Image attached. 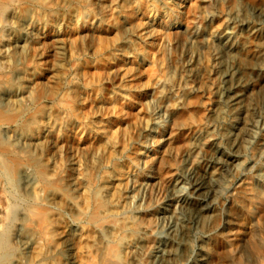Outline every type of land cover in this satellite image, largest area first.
Wrapping results in <instances>:
<instances>
[{
    "label": "bare ground",
    "instance_id": "6f19581e",
    "mask_svg": "<svg viewBox=\"0 0 264 264\" xmlns=\"http://www.w3.org/2000/svg\"><path fill=\"white\" fill-rule=\"evenodd\" d=\"M187 1L167 0L169 13L160 22L154 21L177 28L178 13ZM38 3L0 0V64L5 56L20 59L25 49L33 50V58L41 63L35 64L37 71L43 70L40 65L45 58H52V65L64 61L61 37L70 18H57L47 25L41 20L42 12H57L41 10ZM92 6L95 22L87 27L89 33L104 18L102 0H93ZM200 6L232 10V17L239 18L221 24L220 30L210 24L225 17L202 20L200 32L185 34L186 50L180 63L195 56L205 65L222 69L230 77L227 91L240 89L236 94L242 97L240 103L231 107L235 98L228 97L230 115L225 121L215 122V112L210 111L205 118L208 124H195L189 119L195 108L186 103L190 97L183 91L179 96L171 90L163 92L152 123L146 124L149 115H143L130 144L133 156L123 166L111 161L110 172L102 176L115 183L98 184L100 201L85 205L97 215L90 227L71 231L65 224L68 239L48 245L41 253L40 234L21 213L19 223L0 232V264H264V0H202ZM143 35L148 37L149 31ZM194 79L204 82L207 77L200 72ZM20 94L17 85H0V109L9 107ZM177 99L184 103L165 107ZM212 100L220 102L216 95ZM241 109L242 127L237 115ZM245 159L241 170L239 162ZM64 160L67 180L74 159L67 152ZM10 178L22 195L34 180L28 168L18 165L10 171ZM229 184L227 194L217 199ZM49 199L55 203L54 194ZM131 199L139 207L128 213L126 223L117 226L113 215L120 208L115 202ZM83 231L96 245L89 256L77 251ZM56 243L60 247L50 254ZM122 257L123 263L119 261Z\"/></svg>",
    "mask_w": 264,
    "mask_h": 264
},
{
    "label": "clouds",
    "instance_id": "9594fccd",
    "mask_svg": "<svg viewBox=\"0 0 264 264\" xmlns=\"http://www.w3.org/2000/svg\"><path fill=\"white\" fill-rule=\"evenodd\" d=\"M201 2L202 0H193L191 5V14L200 20L220 16L225 17L220 21L223 24L231 19L239 18L238 16L232 17V10L213 11L207 7H201ZM58 8H76L81 16L92 12L88 0H77L76 3L71 4L50 3L49 0H43L40 5L41 10ZM170 44L171 41L162 43L159 52L166 53ZM19 56L21 58L17 59L10 55L4 63L0 64V85H17L21 93L17 99L10 102L9 107L0 111V162H2V167H0V232H7L13 224L19 223L20 214L23 213L24 221L40 234L39 245L43 253L48 245L68 239L70 232L65 231V224L71 231H76L78 226L80 229L87 230L97 219V215L91 207L85 205L95 199L99 183L112 184L115 181L102 180L100 173L103 165L97 169V174L93 175L87 163L82 168L79 162H73L70 165L69 178L66 180L65 160L59 149V144L63 141L57 144L49 143L47 146H45V141H54L55 136L49 135L50 130L55 129L69 117L63 85L73 69L66 68L63 64H50L48 68L37 71L36 58H29L27 49L22 50ZM200 72L206 75L207 80L204 85L197 87L194 76H198ZM222 72V69H217L211 63L205 65L195 56H189L183 64H177L175 67L168 64L163 56L160 60L154 59L153 64L145 67L143 72L146 80L142 88L147 95L142 97L143 103L136 110L137 117L139 118L140 113H146L149 115L146 124L152 123L151 117L161 107L158 103V97L163 94L160 85L168 84L174 85L176 96H179L181 91L186 97L202 93L198 101L191 98L186 101L189 106L200 103L206 109L197 118L189 117L193 123L208 124L205 118L208 117L210 111L215 112V122L225 121L230 115L227 98H235L231 102V107H235L242 97L236 95L240 89L227 91L226 86L230 77L223 75ZM157 89L160 90L157 91ZM213 95L217 96L219 103L212 100ZM183 103L184 101L177 99L175 103H166L165 107L176 108ZM100 114V112L92 111L83 117L75 116V114L73 116L82 119L87 124L89 120ZM237 115L240 117L238 124L242 127L244 110L241 109ZM246 162L247 159L239 162L241 170ZM97 163V157L93 155L92 166ZM17 165L28 168L34 177L33 183L28 186L23 195L10 178V171ZM228 187L230 184L219 192L217 199L227 194ZM53 194L55 203L50 202L49 199ZM108 203L111 204L113 201L109 200ZM115 203L120 208V211L113 215L117 226L126 223L130 219L128 213L139 207L135 199ZM71 209L77 211L73 213ZM121 216L123 220L120 219ZM225 219L228 218L225 217ZM244 238L241 237L242 240ZM114 242L118 244L120 241ZM80 243L81 248L77 251L86 256L91 255L92 249L96 246L94 241L89 242L84 237ZM59 247L60 244L56 243V248L50 254H54ZM40 259L38 255L36 260Z\"/></svg>",
    "mask_w": 264,
    "mask_h": 264
},
{
    "label": "rangeland",
    "instance_id": "374dc122",
    "mask_svg": "<svg viewBox=\"0 0 264 264\" xmlns=\"http://www.w3.org/2000/svg\"><path fill=\"white\" fill-rule=\"evenodd\" d=\"M38 1L40 6L43 0ZM49 1L58 3L57 0ZM92 2L93 0H88L91 8ZM102 2L105 14L103 21L96 24L95 30L91 33L86 29L95 22L93 8L92 12L83 16L76 8L52 9L57 13L43 11L41 15V20L47 21V25L57 18L59 20L70 18L61 37L64 54V61L61 64L73 69L63 85L69 117L55 129L50 130V135H54L55 140H47L48 144H57L62 140L59 149L63 157L68 152L73 161L79 162L82 168L87 163L93 175H96L97 169L103 165L101 177L104 173L110 172L108 168L111 161L117 160V163L122 165L126 158L133 156L130 144L145 114L140 113L139 118L136 115L138 106L143 103L142 97L147 95L142 88L146 80L143 75L145 67L153 64L154 59L160 60L162 56L173 67L181 64L182 55L186 50L185 34L190 31L200 32L203 28V21L191 14L193 0H188L178 13L177 28L157 24L169 13L167 0H102ZM24 7H29V4ZM155 19H159L157 23ZM210 25L218 30L221 28L220 21L216 19ZM145 30L149 31L148 37L143 35ZM169 41H171L169 49L166 53H160L161 44ZM27 54L29 58L34 56L31 49L27 50ZM8 58L5 56L3 61ZM53 62L52 58H47L40 66L45 69ZM35 64L41 63L35 60ZM196 83L199 87L204 85L205 81L198 80ZM160 89L163 92L171 90L175 94L174 85L161 84ZM200 95L202 93H196L190 98L198 101ZM192 106L195 108L192 110L193 117H199L204 111L203 107L200 103ZM92 111L101 114L93 117L87 124L73 116L75 114L83 117ZM47 141L45 146L48 145ZM93 155H96L98 160L95 166L91 164ZM98 189L99 187L96 192ZM95 201H100L97 196ZM83 234L85 237L87 232L83 231ZM124 260L122 257L119 261L123 263Z\"/></svg>",
    "mask_w": 264,
    "mask_h": 264
}]
</instances>
